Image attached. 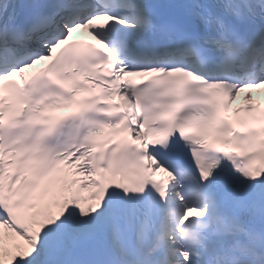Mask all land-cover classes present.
<instances>
[{"label": "snow or ice", "instance_id": "1", "mask_svg": "<svg viewBox=\"0 0 264 264\" xmlns=\"http://www.w3.org/2000/svg\"><path fill=\"white\" fill-rule=\"evenodd\" d=\"M0 264H264V0H0Z\"/></svg>", "mask_w": 264, "mask_h": 264}]
</instances>
